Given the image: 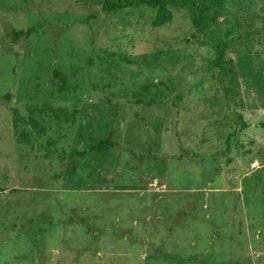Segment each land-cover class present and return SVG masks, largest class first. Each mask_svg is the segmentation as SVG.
<instances>
[{
  "label": "rangeland",
  "instance_id": "374dc122",
  "mask_svg": "<svg viewBox=\"0 0 264 264\" xmlns=\"http://www.w3.org/2000/svg\"><path fill=\"white\" fill-rule=\"evenodd\" d=\"M151 1L0 0V264H264V0Z\"/></svg>",
  "mask_w": 264,
  "mask_h": 264
},
{
  "label": "trees",
  "instance_id": "16d2710c",
  "mask_svg": "<svg viewBox=\"0 0 264 264\" xmlns=\"http://www.w3.org/2000/svg\"><path fill=\"white\" fill-rule=\"evenodd\" d=\"M135 1H138V0H135ZM147 4L149 7L156 10V15H155V17L153 19V23H152L153 27H155V28L162 27L165 24L172 21L173 12L171 11V9L169 8V5L166 2H163L160 0H154L151 2H147ZM111 7H115L117 9L122 8L121 5H115V4H111V3L107 2L105 9L108 10ZM194 22L196 25L200 24L198 19H194ZM34 32H35V28L31 27L27 30L13 31V33L10 34L9 36L11 37V39L14 43H18L21 40H28L33 35ZM54 76H55V78H57L61 81V83H62L61 90L65 91L66 90V84H67L66 75L62 74L59 71H56L54 73ZM113 147H114V143L111 140L99 139L98 143L96 145H94L91 150L95 151V152H102V151H107ZM85 153L86 152L83 151V152L76 153L75 155L79 156V157H83L85 155ZM2 191H3V189L0 187V192H2Z\"/></svg>",
  "mask_w": 264,
  "mask_h": 264
},
{
  "label": "built area",
  "instance_id": "2783aa9c",
  "mask_svg": "<svg viewBox=\"0 0 264 264\" xmlns=\"http://www.w3.org/2000/svg\"><path fill=\"white\" fill-rule=\"evenodd\" d=\"M254 166H257V163L253 164ZM158 184V180L154 179L153 181H151V185L156 186Z\"/></svg>",
  "mask_w": 264,
  "mask_h": 264
}]
</instances>
